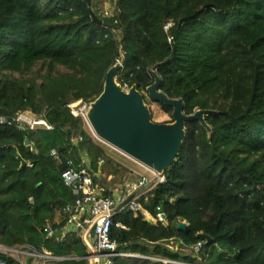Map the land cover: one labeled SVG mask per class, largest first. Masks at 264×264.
<instances>
[{"label":"trees","instance_id":"trees-1","mask_svg":"<svg viewBox=\"0 0 264 264\" xmlns=\"http://www.w3.org/2000/svg\"><path fill=\"white\" fill-rule=\"evenodd\" d=\"M105 1L106 15L93 0H0V246L29 244L63 258L36 264H87L78 233L64 229L69 217L62 208L74 195L51 151L63 149L66 160L112 194L101 177L127 170L68 105L94 101L122 56L121 87L144 93L154 83L151 69L160 91L182 100L184 114L211 111L204 117L211 134L198 122L185 124L164 181L136 201L143 219L125 207L113 217L115 251L189 264H264V0ZM22 112L42 115L53 129L21 128L15 118ZM73 135L81 139L71 146ZM159 213L162 222L146 220ZM181 222L187 234L176 230ZM47 225L62 235L47 237ZM198 234L213 244L203 243L195 255L187 250Z\"/></svg>","mask_w":264,"mask_h":264},{"label":"water","instance_id":"water-1","mask_svg":"<svg viewBox=\"0 0 264 264\" xmlns=\"http://www.w3.org/2000/svg\"><path fill=\"white\" fill-rule=\"evenodd\" d=\"M91 15L95 23H101L95 11H91ZM122 64L121 56V61L108 70L101 94L91 102L86 113L87 125L93 136L103 144L143 168L157 175H163L173 165L183 146L186 123L198 122L209 135L211 134L209 126L204 121V117L211 114V111L198 110L191 115L184 114L182 100L168 98L162 93L159 89L160 79L151 69L149 71L154 83L147 87L144 93L135 87L124 91L117 83L118 70ZM145 98L171 109V122H154ZM25 144L28 146V141H25ZM62 152L63 149L58 150L60 161L58 169L61 171L66 167V158ZM18 160L20 167H23L25 162L20 156ZM129 201L130 199L122 203L118 210L123 209ZM136 215L139 219H143L140 210ZM176 230L187 234L188 226L185 222H181ZM77 231L79 232V229ZM61 235V231L53 233L57 238ZM197 239L204 242L205 246L213 244V241L203 234H198Z\"/></svg>","mask_w":264,"mask_h":264},{"label":"built area","instance_id":"built-area-1","mask_svg":"<svg viewBox=\"0 0 264 264\" xmlns=\"http://www.w3.org/2000/svg\"><path fill=\"white\" fill-rule=\"evenodd\" d=\"M122 89L124 91L129 90L126 86ZM90 103L79 100L69 104L70 114L74 118H81L86 123V113ZM3 121L4 119L1 118L0 122ZM15 122L21 128L31 131L53 129L42 115L38 116L30 112L18 113ZM80 139L79 135H73L70 138L71 146ZM51 156L57 161V164L60 163L59 155L55 150L51 151ZM145 171L149 175L139 176L131 182L124 181L118 189L112 191L110 196H106V189L93 183V178L85 167L82 166V168L77 169L71 160H66V167L61 171V177L65 184L71 187L74 199L62 208V212L69 217L64 229L65 231L73 230L78 233V237L87 249V254L83 257L87 264H112L114 258L144 259L157 264H189L156 256H139L115 251L116 244L109 238V229L113 224V217L119 211L118 207L130 199L125 208L136 213L140 210L136 202L137 199L145 194L150 187L164 181L163 175H157L148 169H145ZM163 219L162 213H159L156 219L146 216V220L154 225L162 222ZM43 233L50 237L54 232L47 225L43 229ZM203 243L199 241L196 245L188 247L187 251L198 255ZM0 255L11 257L19 264H23L26 258L33 259L35 264L63 260V258L55 257L47 252H39L29 244H20L13 247L0 246ZM0 264H6V261L0 258Z\"/></svg>","mask_w":264,"mask_h":264},{"label":"rangeland","instance_id":"rangeland-1","mask_svg":"<svg viewBox=\"0 0 264 264\" xmlns=\"http://www.w3.org/2000/svg\"><path fill=\"white\" fill-rule=\"evenodd\" d=\"M93 3H94V7L96 8V10L98 11L99 14L106 15V13L109 14L111 12L110 4L108 2H106L105 0H93ZM58 69L60 71H65L61 67H59ZM13 77L18 78L19 76L17 74H13ZM147 100H149V102L147 104L149 105L150 110L152 112V120L154 122H157V123H168V122H171V113L164 112L163 110L160 109L159 105H157L154 102H151L150 99H148V98H147ZM84 129L89 135L92 136V138L97 143H99L100 145L105 147V149L108 151V153L110 155H112V158H114L117 161H119L120 163L126 165L125 169L127 171L123 172L122 175L120 174L118 176H115V178L116 177L117 178H116V181L114 183H115V185L117 187H120V185L124 181H132V180L136 179L139 176L149 175L148 172H146L145 169L142 168L140 165H138L137 163H135L134 161H132L129 158L125 157L121 153L117 152L116 150L108 147L107 145H105L102 142H100L99 140H97L93 136V134H92V132H91V130L88 127L87 124H84ZM184 252L188 253L187 251H184Z\"/></svg>","mask_w":264,"mask_h":264},{"label":"crops","instance_id":"crops-1","mask_svg":"<svg viewBox=\"0 0 264 264\" xmlns=\"http://www.w3.org/2000/svg\"><path fill=\"white\" fill-rule=\"evenodd\" d=\"M116 160V159H115ZM117 161V160H116ZM119 162V161H118ZM120 163V162H119ZM122 164V163H121ZM122 165H124V164H122ZM125 167H126V165H124ZM101 178H104V180H106V182H107V188H109V189H111V191L113 190H115V189H118L119 187H117L116 185H115V181H116V178L115 177H113L112 178V176H102ZM112 181V182H111Z\"/></svg>","mask_w":264,"mask_h":264},{"label":"clouds","instance_id":"clouds-1","mask_svg":"<svg viewBox=\"0 0 264 264\" xmlns=\"http://www.w3.org/2000/svg\"><path fill=\"white\" fill-rule=\"evenodd\" d=\"M124 87V86H123ZM91 104V103H90ZM85 124H87V122L85 123ZM142 167V166H141Z\"/></svg>","mask_w":264,"mask_h":264}]
</instances>
